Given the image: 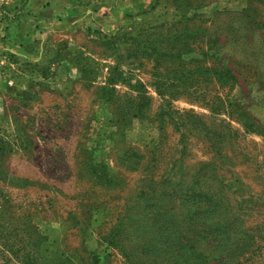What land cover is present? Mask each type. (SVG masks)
<instances>
[{
	"label": "rangeland",
	"instance_id": "374dc122",
	"mask_svg": "<svg viewBox=\"0 0 264 264\" xmlns=\"http://www.w3.org/2000/svg\"><path fill=\"white\" fill-rule=\"evenodd\" d=\"M0 264H264V0H0Z\"/></svg>",
	"mask_w": 264,
	"mask_h": 264
}]
</instances>
